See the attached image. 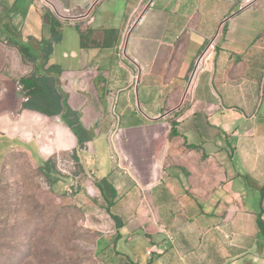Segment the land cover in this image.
I'll return each instance as SVG.
<instances>
[{
    "label": "crops",
    "instance_id": "obj_1",
    "mask_svg": "<svg viewBox=\"0 0 264 264\" xmlns=\"http://www.w3.org/2000/svg\"><path fill=\"white\" fill-rule=\"evenodd\" d=\"M17 2L0 21L23 42L60 25L48 65L90 140L57 117L51 145L90 172L98 263L264 264V0Z\"/></svg>",
    "mask_w": 264,
    "mask_h": 264
},
{
    "label": "rangeland",
    "instance_id": "obj_2",
    "mask_svg": "<svg viewBox=\"0 0 264 264\" xmlns=\"http://www.w3.org/2000/svg\"><path fill=\"white\" fill-rule=\"evenodd\" d=\"M28 5L18 0L13 11L24 14ZM56 49L58 58L62 46ZM33 70L15 48L0 43V264H99L94 243L109 220L87 213L79 200H96L90 172L73 150L52 147L51 140L62 138L57 117L29 112L21 119L17 80ZM94 144L105 148L106 138ZM47 160L55 167L50 181L40 169Z\"/></svg>",
    "mask_w": 264,
    "mask_h": 264
},
{
    "label": "trees",
    "instance_id": "obj_3",
    "mask_svg": "<svg viewBox=\"0 0 264 264\" xmlns=\"http://www.w3.org/2000/svg\"><path fill=\"white\" fill-rule=\"evenodd\" d=\"M44 17L51 27L52 37L50 40L37 42L28 39L23 42L20 34L12 26L2 25L0 21V43L15 48L21 61L31 63L34 66L32 73L17 80L23 94L20 109L35 112L46 118L59 117L60 121L75 137L77 146L82 148L84 143L90 140V135L82 126L78 114L68 107L63 98L58 87V78L61 72L59 67L48 65L52 45L59 41L58 28L60 25L48 11L44 13ZM74 159L78 163L76 155H74ZM40 169L46 179L50 181L55 172L54 163L51 160L44 161ZM97 186L101 192L105 188L113 196V192L105 179L101 181V185ZM111 219L118 223L117 217L111 216ZM258 226L260 231L264 232V223L261 219H258Z\"/></svg>",
    "mask_w": 264,
    "mask_h": 264
}]
</instances>
